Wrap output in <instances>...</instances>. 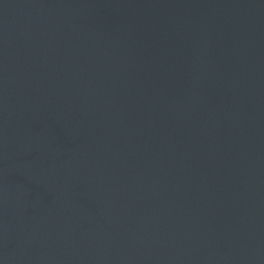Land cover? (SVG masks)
Here are the masks:
<instances>
[{"label":"water","instance_id":"1","mask_svg":"<svg viewBox=\"0 0 264 264\" xmlns=\"http://www.w3.org/2000/svg\"><path fill=\"white\" fill-rule=\"evenodd\" d=\"M0 264H264V0H0Z\"/></svg>","mask_w":264,"mask_h":264}]
</instances>
